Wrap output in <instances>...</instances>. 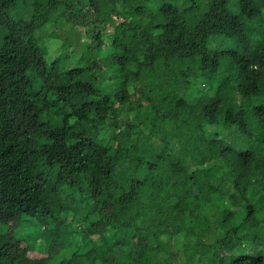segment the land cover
<instances>
[{"label": "trees", "instance_id": "16d2710c", "mask_svg": "<svg viewBox=\"0 0 264 264\" xmlns=\"http://www.w3.org/2000/svg\"><path fill=\"white\" fill-rule=\"evenodd\" d=\"M225 259L264 264V0H0V264Z\"/></svg>", "mask_w": 264, "mask_h": 264}, {"label": "rangeland", "instance_id": "374dc122", "mask_svg": "<svg viewBox=\"0 0 264 264\" xmlns=\"http://www.w3.org/2000/svg\"><path fill=\"white\" fill-rule=\"evenodd\" d=\"M209 1L210 0H195V4L197 7L200 8L201 11H206L209 5ZM234 1L235 0H229L230 2V6L234 7ZM55 6V5H54ZM60 10L65 9V5H61V6H57ZM21 14V13H20ZM77 17H79V15H77ZM90 32L88 33V35H90L91 37L89 39L93 40V44L92 46L86 48H82L81 46H79L78 49L75 50L74 54L72 57H70V59L68 60V62H70L74 57L77 59L78 57H81L82 55H85V57H90L92 59H104L106 60L108 57H110V55L114 57L116 56L117 52H111L110 50V44H111V34L108 35V33L111 31V29L107 28V25H103L100 26L97 24L94 27L90 26L89 27ZM100 34V36L98 35ZM68 36V33L64 30H60L57 33L54 34V37H57L60 40H65ZM39 45L41 47L47 48V53L49 54V56L51 57H47L49 58V60L54 59L55 57H52L54 55H56L58 52L62 51L65 47L62 48V46H58V44L56 43V41H50L48 39H45L43 42L39 41ZM64 52V50H63ZM70 54V52H69ZM64 58V57H61ZM136 66V65H135ZM110 71H108V74H111V68L109 69ZM82 79L84 81H92L91 77L89 76V73H84L82 76ZM137 78L139 80H143L145 78V76L142 74V71H139L137 74ZM245 97H243L242 95H238L236 94V100L238 104H241L244 101ZM138 97H132V101L131 103L127 106V112H133L134 110H136L138 108ZM14 133L16 135H22L25 131L21 128H15ZM249 137V136H247ZM177 138L179 139V141H182V136L181 134L177 133ZM249 147L251 149H255V143L249 139ZM11 225H15L10 223ZM15 228V227H14ZM13 228V229H14ZM25 232L32 233L33 229L31 230H26V231H22V233L24 234ZM22 233H18V234H22ZM19 238V237H18ZM33 244V242H32ZM228 249H236V252L238 253V255L242 254L241 249H239L237 247V245H230L228 246ZM26 251V245L25 244H19L17 243L16 239L13 237L10 244L7 245V247L5 248V253L8 256H12L14 254H18V253H23ZM53 252L56 253V248L53 249ZM36 253V252H35ZM37 255H39L38 253H36ZM225 264H229V260L225 259Z\"/></svg>", "mask_w": 264, "mask_h": 264}]
</instances>
